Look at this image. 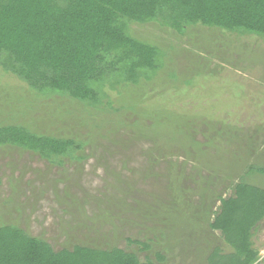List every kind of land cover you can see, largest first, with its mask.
Returning <instances> with one entry per match:
<instances>
[{"label": "rangeland", "instance_id": "374dc122", "mask_svg": "<svg viewBox=\"0 0 264 264\" xmlns=\"http://www.w3.org/2000/svg\"><path fill=\"white\" fill-rule=\"evenodd\" d=\"M130 32L165 52L163 68L106 87L98 107L40 95L0 69V125L83 143L61 163L0 146V225L55 250L118 246L141 260L162 252L167 264H206L212 248L228 250L209 225L219 197L243 176L264 187V175L246 172L264 166V38L157 22ZM253 240L264 264V219Z\"/></svg>", "mask_w": 264, "mask_h": 264}, {"label": "trees", "instance_id": "16d2710c", "mask_svg": "<svg viewBox=\"0 0 264 264\" xmlns=\"http://www.w3.org/2000/svg\"><path fill=\"white\" fill-rule=\"evenodd\" d=\"M149 22L179 34L201 25L264 38V0H0V69L40 95L98 107L106 87L150 81L163 68L165 52L130 32L132 23ZM6 145L52 163L83 148L75 138L38 133L21 124L0 125V146ZM246 172L264 175V166L251 164ZM219 200L209 225L220 231L228 250L212 248L206 264H259L253 237L264 219V187L243 176L234 193ZM165 260L162 252L156 259L141 260L118 246L78 244L55 250L18 225H0V264H167Z\"/></svg>", "mask_w": 264, "mask_h": 264}]
</instances>
